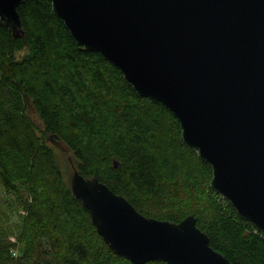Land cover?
I'll use <instances>...</instances> for the list:
<instances>
[{"label": "trees", "instance_id": "obj_1", "mask_svg": "<svg viewBox=\"0 0 264 264\" xmlns=\"http://www.w3.org/2000/svg\"><path fill=\"white\" fill-rule=\"evenodd\" d=\"M19 14L23 37L0 27V191L14 196L19 218L5 223L0 209V264H133L74 196V169L148 218L194 216L232 264H264V233L212 190V167L185 144L174 114L78 45L50 0H26ZM50 141L71 152L68 180Z\"/></svg>", "mask_w": 264, "mask_h": 264}, {"label": "water", "instance_id": "obj_2", "mask_svg": "<svg viewBox=\"0 0 264 264\" xmlns=\"http://www.w3.org/2000/svg\"><path fill=\"white\" fill-rule=\"evenodd\" d=\"M25 1L0 0V27L15 39L25 35ZM50 1L78 45L174 114L185 144L212 167V190L264 233V0ZM71 190L110 249L133 264H232L194 216L148 218L77 169Z\"/></svg>", "mask_w": 264, "mask_h": 264}, {"label": "rangeland", "instance_id": "obj_3", "mask_svg": "<svg viewBox=\"0 0 264 264\" xmlns=\"http://www.w3.org/2000/svg\"><path fill=\"white\" fill-rule=\"evenodd\" d=\"M31 117L36 121V123L40 126H42V123L39 119V117L34 113H30ZM51 146L54 148V150L57 152L59 158L61 159L62 166H63V171L65 173V178L68 180L70 177V163L68 162V159L71 158V152L65 147L63 143H56L55 141H50ZM166 148L165 153H169L170 148L167 147H162ZM170 154V153H169ZM5 193L3 191H0V209H2V212L5 213V216L3 217V221L5 223L9 222L7 221V217L11 218L10 219V224H18L19 223V218L16 213L12 211L13 207L11 205L14 202V196H10V198H5L4 197ZM20 213H23V211H20ZM13 240L15 239L14 237L12 238Z\"/></svg>", "mask_w": 264, "mask_h": 264}]
</instances>
